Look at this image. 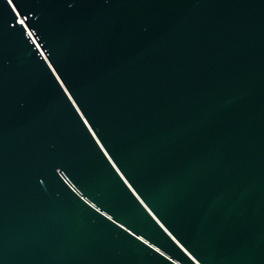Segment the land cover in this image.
<instances>
[{"label": "water", "instance_id": "1", "mask_svg": "<svg viewBox=\"0 0 264 264\" xmlns=\"http://www.w3.org/2000/svg\"><path fill=\"white\" fill-rule=\"evenodd\" d=\"M0 264H264V0H0Z\"/></svg>", "mask_w": 264, "mask_h": 264}, {"label": "snow or ice", "instance_id": "2", "mask_svg": "<svg viewBox=\"0 0 264 264\" xmlns=\"http://www.w3.org/2000/svg\"><path fill=\"white\" fill-rule=\"evenodd\" d=\"M8 3L9 4H12L13 3V0H8ZM21 24H23V21H20Z\"/></svg>", "mask_w": 264, "mask_h": 264}]
</instances>
